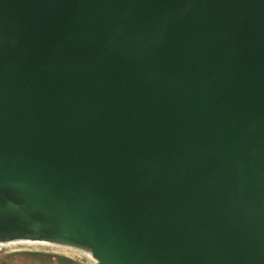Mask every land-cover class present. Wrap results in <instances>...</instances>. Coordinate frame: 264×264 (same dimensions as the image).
<instances>
[{
  "label": "water",
  "instance_id": "95a60500",
  "mask_svg": "<svg viewBox=\"0 0 264 264\" xmlns=\"http://www.w3.org/2000/svg\"><path fill=\"white\" fill-rule=\"evenodd\" d=\"M11 241L264 264V0H0Z\"/></svg>",
  "mask_w": 264,
  "mask_h": 264
},
{
  "label": "rangeland",
  "instance_id": "374dc122",
  "mask_svg": "<svg viewBox=\"0 0 264 264\" xmlns=\"http://www.w3.org/2000/svg\"><path fill=\"white\" fill-rule=\"evenodd\" d=\"M51 244L28 241L2 243L0 264H92L85 251Z\"/></svg>",
  "mask_w": 264,
  "mask_h": 264
},
{
  "label": "bare ground",
  "instance_id": "6f19581e",
  "mask_svg": "<svg viewBox=\"0 0 264 264\" xmlns=\"http://www.w3.org/2000/svg\"><path fill=\"white\" fill-rule=\"evenodd\" d=\"M11 244V243H10ZM49 245V244H48ZM52 245V244H51ZM80 251V250H79ZM82 252H84V251H82Z\"/></svg>",
  "mask_w": 264,
  "mask_h": 264
}]
</instances>
